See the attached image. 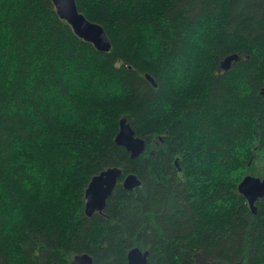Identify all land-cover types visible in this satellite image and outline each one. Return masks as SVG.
I'll use <instances>...</instances> for the list:
<instances>
[{
    "label": "trees",
    "instance_id": "trees-1",
    "mask_svg": "<svg viewBox=\"0 0 264 264\" xmlns=\"http://www.w3.org/2000/svg\"><path fill=\"white\" fill-rule=\"evenodd\" d=\"M76 4L108 52L51 0H0V264H127L133 247L146 264H264V197L253 211L238 191L263 174L264 0ZM121 118L145 141L135 159L114 142ZM109 166L123 174L86 216Z\"/></svg>",
    "mask_w": 264,
    "mask_h": 264
},
{
    "label": "water",
    "instance_id": "water-1",
    "mask_svg": "<svg viewBox=\"0 0 264 264\" xmlns=\"http://www.w3.org/2000/svg\"><path fill=\"white\" fill-rule=\"evenodd\" d=\"M51 1L58 16L71 26L78 37L92 43L100 52H108L111 49V42L103 27L99 23L87 19L78 10L76 0ZM237 59V53L229 54L222 59L221 67L226 71L231 68L232 62ZM146 77L153 86H156V82L149 75H146ZM261 94L264 95V87ZM114 142L128 152L130 159L137 158L145 149L144 139L136 135L126 118L120 119ZM122 174L120 167L109 166L91 177L84 192V212L86 216L90 217L94 213H103L107 200L112 195ZM121 183L124 189L132 190L140 185V180L130 172L122 177ZM238 191L255 211V201L264 197V166L262 177L245 175L238 184ZM147 256V250L133 247L127 252V264H146ZM70 264H93V258L87 253L77 254L73 256Z\"/></svg>",
    "mask_w": 264,
    "mask_h": 264
},
{
    "label": "rangeland",
    "instance_id": "rangeland-1",
    "mask_svg": "<svg viewBox=\"0 0 264 264\" xmlns=\"http://www.w3.org/2000/svg\"><path fill=\"white\" fill-rule=\"evenodd\" d=\"M262 157H263V155H262ZM263 159H264V157H263ZM260 166V168L261 169H263V166H264V160H262L261 162H260V164H259ZM253 173V171H252V169H248V173L247 174H249V175H253L254 176V174H252ZM247 174H245V175H247ZM245 175H243V177L245 176ZM242 177V178H243ZM241 181V180H240Z\"/></svg>",
    "mask_w": 264,
    "mask_h": 264
},
{
    "label": "snow or ice",
    "instance_id": "snow-or-ice-1",
    "mask_svg": "<svg viewBox=\"0 0 264 264\" xmlns=\"http://www.w3.org/2000/svg\"><path fill=\"white\" fill-rule=\"evenodd\" d=\"M0 192H2V186H0Z\"/></svg>",
    "mask_w": 264,
    "mask_h": 264
},
{
    "label": "flooded vegetation",
    "instance_id": "flooded-vegetation-1",
    "mask_svg": "<svg viewBox=\"0 0 264 264\" xmlns=\"http://www.w3.org/2000/svg\"><path fill=\"white\" fill-rule=\"evenodd\" d=\"M223 70V68L221 67V70L220 71H222ZM263 175V174H262ZM262 177V176H261Z\"/></svg>",
    "mask_w": 264,
    "mask_h": 264
}]
</instances>
